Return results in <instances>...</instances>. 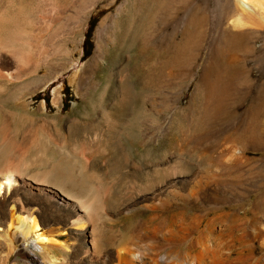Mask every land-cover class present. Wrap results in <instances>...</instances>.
<instances>
[{"label":"rangeland","instance_id":"1","mask_svg":"<svg viewBox=\"0 0 264 264\" xmlns=\"http://www.w3.org/2000/svg\"><path fill=\"white\" fill-rule=\"evenodd\" d=\"M251 2L245 10L239 0H0V158L27 167L25 178L40 183L53 163L78 181L74 154L97 168L102 264L138 242L148 216L132 204L151 193L142 195L127 177L135 171L168 166L175 173L192 163L204 176L242 174L240 185L227 187L232 202L222 212L257 213L264 230V0ZM76 128L88 131L76 136ZM83 137L95 146L83 151ZM120 140L135 168L109 167ZM234 159L242 164L232 167ZM167 201L173 214L191 203L183 195ZM33 207L35 235L61 247L40 260L82 264L85 239L69 225V210ZM6 243L13 244L9 253ZM263 244L254 240L250 264H264ZM23 251L20 234L0 228V264H31Z\"/></svg>","mask_w":264,"mask_h":264},{"label":"bare ground","instance_id":"2","mask_svg":"<svg viewBox=\"0 0 264 264\" xmlns=\"http://www.w3.org/2000/svg\"><path fill=\"white\" fill-rule=\"evenodd\" d=\"M239 2L245 10H251V0H239ZM234 130L243 133L247 131L245 127H238ZM80 131L86 132L88 129L76 128L75 135ZM92 145L95 146L93 139L83 137L81 142L83 151ZM124 149L121 140L113 146L114 161H108L110 168H117L116 166L121 165V167L131 165L133 168L138 166L133 163L132 159L123 155ZM74 157L79 161L76 171V176L79 177L78 181L63 175L57 163L50 166L42 180L43 183L49 185L51 182L46 178L51 177L54 180L51 184L63 199L56 196L52 190L46 192L40 188L39 185L42 182L35 179L36 177H32L33 180L25 178L24 173L27 167L25 169L20 164L10 165L0 158V195L6 211L3 218L0 219V228L7 234L14 229L20 234L24 251L29 254L31 264H66L64 261L58 263L54 258L47 261L40 260L39 257L48 255L49 250L55 252L61 247L55 240L45 237L42 233L35 235L41 231L38 220L34 217L36 208L33 206L36 205H47L50 207V211L69 210L71 214L69 225L75 230L81 231L85 239L86 246L81 253L82 264H102V260L98 258L99 246L94 221L98 218L103 206L99 202V192L93 188L94 178L91 175L95 174L94 171L97 168L90 166L83 154H74ZM164 157V159L167 158L166 155ZM234 160H236L235 163ZM234 160L231 161L232 164L230 163L232 167L242 164V160ZM224 165L222 163L221 166ZM232 167L230 166L229 169L232 170ZM179 168L180 170L175 173L165 166L160 169L154 168L153 171H135L127 175L130 181L140 189L138 191L141 194L151 192L144 196L142 194V197L139 196L132 203L141 205L142 211L147 212L148 216L140 227L138 242L131 247L115 249L113 255H106L105 258L110 260L108 264H250L254 240L261 238L264 241V230L257 226V213L250 219L246 213L244 216H240L236 213L237 211L222 212L221 208L230 205L228 200L231 198H228L227 194L231 192L228 191L231 188L227 187L240 185L243 175L229 171L204 176L201 172L195 171V165L192 163L181 164ZM185 174L187 176H183L179 180L172 179L174 176ZM24 188H27L28 191ZM108 194L110 193L108 192ZM172 195L186 196L191 200V203L186 209L178 210L174 214L170 213L168 211L170 203L168 204L167 198ZM107 208L109 209V207ZM144 212H138L135 215L142 216ZM32 234H34V239L31 240L32 236H29ZM209 243L212 245L209 246ZM12 245L6 243L8 253L13 250ZM194 247L199 248L198 254L193 255L188 251L182 253L183 248L191 250Z\"/></svg>","mask_w":264,"mask_h":264},{"label":"trees","instance_id":"3","mask_svg":"<svg viewBox=\"0 0 264 264\" xmlns=\"http://www.w3.org/2000/svg\"><path fill=\"white\" fill-rule=\"evenodd\" d=\"M88 39H89V37H88Z\"/></svg>","mask_w":264,"mask_h":264}]
</instances>
